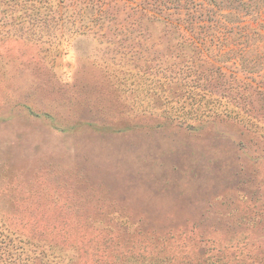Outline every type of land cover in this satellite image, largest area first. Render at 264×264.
Returning a JSON list of instances; mask_svg holds the SVG:
<instances>
[{
  "label": "rangeland",
  "instance_id": "1",
  "mask_svg": "<svg viewBox=\"0 0 264 264\" xmlns=\"http://www.w3.org/2000/svg\"><path fill=\"white\" fill-rule=\"evenodd\" d=\"M0 264H264V0H0Z\"/></svg>",
  "mask_w": 264,
  "mask_h": 264
}]
</instances>
